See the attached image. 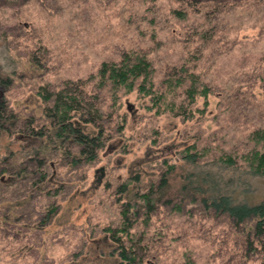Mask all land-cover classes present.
Instances as JSON below:
<instances>
[{"label":"rangeland","instance_id":"374dc122","mask_svg":"<svg viewBox=\"0 0 264 264\" xmlns=\"http://www.w3.org/2000/svg\"><path fill=\"white\" fill-rule=\"evenodd\" d=\"M173 10L187 19H177ZM4 42L22 62L34 45L46 49L40 56L45 68L24 70L26 75L15 78L21 84L6 94L28 109L39 104L34 95L39 87L84 79L101 61H118L125 51L148 57L160 83L185 75L183 62L196 65L211 94L205 113L189 120L155 115L146 110L147 99L125 94L123 135L108 142L85 178L78 174L72 180L71 174L65 180L67 194L59 197L50 222H34L30 205L25 216L2 224L0 209V264H117L104 230L119 224L114 186L134 173L146 185L163 159L174 160L192 143L206 158L236 155L249 149L245 132L264 128V0H0V65L7 71ZM176 100L187 103L182 92ZM6 142L0 141L1 154ZM247 186L248 204L264 202V177L251 176ZM22 191L12 187L13 196ZM12 192L1 196L10 199ZM244 228L198 204L183 206L180 214L161 209L145 230L136 225L141 239L136 251L146 264H263L261 249L245 245L249 228Z\"/></svg>","mask_w":264,"mask_h":264},{"label":"trees","instance_id":"16d2710c","mask_svg":"<svg viewBox=\"0 0 264 264\" xmlns=\"http://www.w3.org/2000/svg\"><path fill=\"white\" fill-rule=\"evenodd\" d=\"M172 13L179 20L187 19L181 10ZM7 44H2L3 52L11 67L5 71L0 65V141L7 140L4 153H0L2 224L13 216H25L30 205L34 222H50L58 211L59 197L67 194L65 180L71 174L72 180L78 174L85 178L86 168L97 161L108 142L123 135L127 115L120 108L125 94L147 99L145 108L155 115L171 114L184 120L202 116L209 105L211 88L202 81L196 65L189 67L183 62L181 72L185 75L176 74L160 83L148 57L125 51L118 61H101L84 79L69 78L60 87H39L34 91L39 104L28 109L6 94L13 85L21 84L15 78L26 75L24 70L45 68L40 56L46 49L34 45L22 62ZM38 52L42 54L38 56ZM181 92L187 99L185 105L176 100ZM200 99L202 107H198ZM244 136L249 149L236 155L206 158L207 152L192 143L178 151L174 160L163 159L156 177L146 185L140 174L134 173L113 187L119 224L104 230L115 245L112 251L117 264H146L136 251V246H141L137 224L145 230L161 209L180 214L183 206L194 208L197 204L214 217L226 216L235 228L248 227L245 245L249 251L260 248L264 255V202L248 204L243 197L251 176L264 177V128L254 127ZM12 144L18 146L12 148ZM54 159H59L55 165ZM12 187H19L22 194L13 196ZM7 190L13 197L3 199L1 194ZM20 200L25 202L17 207L12 204Z\"/></svg>","mask_w":264,"mask_h":264}]
</instances>
